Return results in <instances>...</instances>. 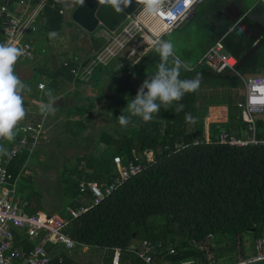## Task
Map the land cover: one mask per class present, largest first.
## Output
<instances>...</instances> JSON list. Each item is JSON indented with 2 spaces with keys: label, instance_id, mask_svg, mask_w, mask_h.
I'll list each match as a JSON object with an SVG mask.
<instances>
[{
  "label": "trees",
  "instance_id": "trees-1",
  "mask_svg": "<svg viewBox=\"0 0 264 264\" xmlns=\"http://www.w3.org/2000/svg\"><path fill=\"white\" fill-rule=\"evenodd\" d=\"M67 1L48 0L43 9L38 26L46 39L48 34L59 33L65 26H70L60 13ZM2 28L0 19V43L4 40ZM95 33H88L92 52L105 41L102 36L95 37ZM231 39L226 36L222 42L239 62L246 55L238 54L234 49L242 42L241 36L235 33ZM251 45L250 42L246 52L250 51ZM72 48V57L67 52L62 53L65 59L48 79L47 85L52 91L60 80L79 84L70 73L80 64L75 56L76 48ZM262 49L264 45L243 63L237 71L239 76L254 75L247 68L255 63L262 64ZM159 61L160 56L153 48L133 69L114 66V73L119 77L130 71L121 81L105 68L98 67L88 87L97 101L105 100L102 108L112 116L104 121L95 139H84V142H92L94 151L66 166L62 177L68 206L85 209L77 218H69L66 234L83 245L81 251H93L96 261L104 252L112 256L119 250L120 259L122 254H129L133 264H144L134 253L142 240H170L174 244L176 254L167 255L163 259L165 264H179L194 257L205 260L215 256L218 259L221 254L214 250L213 243L219 238L229 237L241 244L249 236L255 241L264 228V145L230 146L218 139L220 133L239 139L247 135L248 125L242 120L234 99L227 101L223 97L224 89L242 87L237 75L216 73L206 66L190 64L192 70H182L181 78L191 79L201 74V85L196 92L186 93L181 101L170 106L162 105L160 113L154 114L151 121L133 118L136 126L124 128L119 125L116 118L127 105L125 97L136 96L143 81L156 71ZM131 81L134 87L128 85ZM177 103L184 104L183 112H175ZM222 104L228 106V119L225 123H211L206 141L204 121L208 109ZM77 106L72 109V119L66 123L68 128L73 127L70 133L75 137L82 136L91 126V117H83L80 111L86 113L87 109L93 108ZM186 112L196 118L195 123L185 121ZM254 136L257 140L264 139V118L255 119ZM100 144L105 147L98 156L95 151ZM145 150L152 151L151 161L143 156ZM116 156L121 158L123 165L138 157L136 163L140 170L94 205L91 195L78 187L79 182L110 183L116 175L113 164ZM23 163L21 157L12 159L8 167L9 182L16 180L17 169ZM28 206L26 211L37 212ZM202 245L205 249L198 250ZM48 252L53 264H77L79 260V249L65 251L60 245H49Z\"/></svg>",
  "mask_w": 264,
  "mask_h": 264
},
{
  "label": "built area",
  "instance_id": "built-area-1",
  "mask_svg": "<svg viewBox=\"0 0 264 264\" xmlns=\"http://www.w3.org/2000/svg\"><path fill=\"white\" fill-rule=\"evenodd\" d=\"M14 1L20 8L19 12L10 11L8 4L11 3L8 0L0 3L3 43L24 48V55L20 58L31 59L34 48L32 41L27 39L37 31V20L48 0ZM202 1L162 0L160 11L153 15L145 11L146 0H144L138 10L128 16L117 30L108 32L104 29L103 45L93 52L86 63L70 70L74 80L88 82L98 67L109 69L111 65L118 64L122 68L133 69L150 50L155 48L152 44L153 40L162 39L164 35L177 29L192 16L194 8ZM256 1L264 5V0ZM237 64V58L225 51L221 40L210 45L197 63V66H206L216 73L231 72L237 75L245 88V99L237 103V108L241 111L242 120L248 125L246 137L239 139L220 133L218 139L221 143L230 146L264 145V139L257 140L254 136L255 117L253 116L264 113V73L241 77L236 70ZM38 89L43 90L44 85L39 84ZM210 119L211 123H225L228 117L220 110ZM42 134L43 123L27 128L11 145L9 155L0 156V264H53L48 252L49 245H60L66 251L83 249L82 244L66 234L69 218H77L81 215L85 211L83 207L78 209L67 207L66 218L45 212H28L25 210L26 204H22L17 197L16 183L8 180V166L12 159L31 152L39 143ZM205 140L208 141V138ZM143 156L147 161L153 159L151 150L143 151ZM137 161L138 157L133 162L123 165L121 158L116 156L113 158L116 175L110 183L80 181L78 187L82 192L87 191L91 195L92 203L96 205L105 194L112 192L139 172L140 165L136 163ZM204 249L205 245L198 247L200 251ZM134 253L144 264H165L163 259L167 255H175L176 250L170 240L165 242L142 240ZM262 258H264V228L255 240L252 251L243 256L238 263ZM119 259L120 251L115 250L112 264H119ZM188 260L195 261V264H218L215 256L205 260L187 258L179 264H184Z\"/></svg>",
  "mask_w": 264,
  "mask_h": 264
},
{
  "label": "crops",
  "instance_id": "crops-1",
  "mask_svg": "<svg viewBox=\"0 0 264 264\" xmlns=\"http://www.w3.org/2000/svg\"><path fill=\"white\" fill-rule=\"evenodd\" d=\"M3 1L5 0H0V3ZM8 2L11 3L8 4L10 11L12 12L20 11V10H11L13 9V2H15L14 0H8ZM239 12H241L240 15ZM197 16L200 17L202 23L200 27L201 34L198 40L194 44L187 45L188 44L186 42L188 40L187 35H181L178 37L177 41L173 43L174 45L179 44L178 46L181 47L180 50L181 54H178L175 51L176 55L179 56L180 59L187 61L189 64H194V66H197L199 59L203 56V54L210 47V45H212L214 42L218 40L222 41V38L226 36L231 41L232 40L231 36L235 33H238L239 36H241L242 42L239 45H237L236 47L237 49L234 47L233 48L237 51L238 54H244V53L247 54L248 52L246 51H248L249 49L248 47L250 42L252 43L251 45L252 47L255 43L251 40V37L250 35H248V33H244L246 29L241 28L239 30L236 28V25H239L238 22L241 23L242 21H245L246 23H251L253 25H260L264 27V5L258 3L256 0H254L253 2L252 0H203L200 4H198L194 8L192 16L187 20L189 21L191 19H195ZM40 18L41 15L37 20V31L29 35L27 39L32 41L33 47L37 42L48 44V41L45 38V36L39 32L38 22ZM236 18L239 19L237 23L234 24L233 21ZM182 25H184V23H182L177 29H175L171 33L164 35L162 39L165 40L166 36L177 31ZM182 43L184 45H182ZM261 47L257 51H259ZM225 51L232 54L226 48ZM262 52H264V49H262ZM232 55L235 56L234 54ZM252 56H250L247 60L251 59ZM261 58L263 59L262 64L255 63V65L248 67L247 70L249 72L254 73V75L263 74L264 54L261 56ZM35 62H36V53L33 51V57L31 59L19 58L15 65V72L19 75L21 80L24 81L28 85V87L31 88L30 92L26 89L23 93L25 100L24 106L27 110V114L26 117L18 123L16 129L14 130L15 135L12 140L0 139V146H3L7 150V152H9L11 145L18 137H20L27 130V128L33 127L38 123H43V134L39 139V143L32 148L31 152L18 156L24 159V163L22 164V166H20L19 169H17L18 173L15 177L16 180H14V182L16 183V194L20 202H21V198L19 192L21 190H19L18 177L20 174L26 171L25 169H26L27 161L32 156L33 152L36 150L38 146L47 149L49 152L54 150L53 148L55 146L59 148L63 147L64 150L61 151V154H63L62 157L63 167L61 169V184L63 186L62 188L63 194L66 195V193L64 192V182L62 177V173L65 167L74 164V161H76L77 158H81L82 155H86L94 151L92 150V145H93L92 142L90 140L84 142V139L86 137L95 139L97 137V133L100 131L101 127L103 126L102 125L99 129L95 130L97 121L100 120L103 122L106 121L107 118L109 117L108 112L103 110L104 108L103 105L106 103L105 100H103L102 102L97 101V99H95L96 98L95 94L90 91V88H88L90 83L92 82L91 79L89 80V82L86 83L78 82L79 84L75 82L68 83L63 80H60L58 82V85H56L53 91V95L55 97V104H54V107L56 109L55 112L42 113L40 111V104L42 101L44 103L48 102V97L46 96V92L49 90L47 82L50 75H53L52 71H55L56 66L55 68H52L50 70L48 67L44 68L43 66H41L40 64H36ZM34 64L37 66H34ZM80 65L81 64H79V66ZM117 66L122 69V67H120L118 64L115 65V67ZM106 70L111 72L116 76V78H118V75L114 73V65H111V67ZM128 72L130 71H126L125 74L121 76L122 78L121 79L118 78V80L121 81L122 79H124V77L128 75ZM41 83L44 85L43 90L38 89V85ZM130 83L131 82H129V84ZM50 89L52 90V88ZM216 91L217 90H215L214 93ZM198 94H200V97L202 98L201 96L202 94L200 92ZM223 97L227 101H230L233 98L236 104L238 102H243L245 99V88L243 83L241 88H236L233 90L224 89ZM77 105H79L80 108L83 106L85 107L93 106V108L87 109L86 113L80 111V115L83 114V117H91V126H90V130L85 131L82 136H79L77 134L78 136L75 137L70 133V130L71 129L73 130V127L71 126L70 128H68L66 126V123L71 117H73L71 116L72 109L74 110L75 107H78ZM220 110L225 115H227V117L229 116V109L226 104L209 107L208 114L204 121L206 135H209V125H210L209 117H214L215 115L218 114V111L220 112ZM253 116L264 117V113H262L261 115L255 114ZM91 133H93L92 136ZM58 136L59 138L57 139ZM104 147L105 146L103 144H100L96 148L95 154L99 156L103 152ZM0 156H7V155H0ZM71 159H73L72 162L70 161ZM97 159L100 158L97 157ZM41 160H43V157H41ZM66 161H68L67 164L65 163ZM26 194H28L24 199L26 206L29 205L28 207L34 208L38 212H45L47 214L56 215L63 218L67 217L66 208L69 207L68 206L69 201L67 202V204H65V206H62L60 208L54 210L48 209L47 211H43L42 209L43 206L40 202V196L34 192H28ZM81 250L83 249H79L80 253L77 254V258L79 259L77 264H112L113 255L111 256V254L109 255L108 253L104 252L102 253L103 254L102 257L99 258L98 261H96V259H94L93 256V251H89V250L81 251ZM119 264H133L131 256H129V254H122Z\"/></svg>",
  "mask_w": 264,
  "mask_h": 264
},
{
  "label": "clouds",
  "instance_id": "clouds-1",
  "mask_svg": "<svg viewBox=\"0 0 264 264\" xmlns=\"http://www.w3.org/2000/svg\"><path fill=\"white\" fill-rule=\"evenodd\" d=\"M106 2L116 11H122V5L130 4L131 0H106ZM161 5L162 0H146L145 11L156 15ZM152 44L160 56V61L156 64V71L143 81L136 96L132 99L125 97L127 105L116 118L121 127L136 126L133 118H139L144 122L151 121L154 114L160 113L162 105L170 106L173 102H179L186 93L196 92L200 88L201 74L191 79L181 78L182 70L192 69L187 61L176 55L171 40L155 39ZM24 51V48L15 44L0 43V139L12 140L18 123L27 114L23 93L26 89L30 92L31 88L15 72V65L24 55ZM46 96L48 102H41L40 111L54 113L56 109L53 91L49 89ZM184 108V104L177 103L175 112H183ZM108 113L112 116L111 112ZM184 118L186 122H196V118L191 113L186 112ZM0 155H9L3 146H0ZM184 264H195V261L188 260Z\"/></svg>",
  "mask_w": 264,
  "mask_h": 264
},
{
  "label": "rangeland",
  "instance_id": "rangeland-1",
  "mask_svg": "<svg viewBox=\"0 0 264 264\" xmlns=\"http://www.w3.org/2000/svg\"><path fill=\"white\" fill-rule=\"evenodd\" d=\"M77 1L78 0H68L62 13L65 22L69 23L70 26H65L59 33L53 32L55 35H52L53 33L48 34V44L37 42L34 45L33 48L34 52L36 53V64H40L44 68L48 67L51 70L59 63L63 62L65 57L62 55V53L67 52L68 56L72 57L74 52L72 47L76 48L75 56L80 64L86 63L93 54V52L90 50V35L74 24L71 20V14L76 8L75 3ZM253 1L254 0H252V2ZM11 10H20V8L15 2H13V9ZM201 24L202 23L199 16H197L195 19H191L189 21L187 20L177 31L166 36L165 40H171L174 43L177 41L179 36L187 35V45L194 44L200 37ZM103 35L104 29L98 27L95 37ZM178 45L179 44L174 45V50L178 54H181V47ZM182 45L184 44L182 43ZM34 66L37 65L34 64ZM93 77L91 78V81ZM118 78L121 79L122 77L118 76ZM90 84H92V82ZM128 85L130 87H134V82L131 81V83ZM256 118L263 119L264 117H255V119ZM210 121L211 119L209 117V122ZM103 124L104 121L102 122L98 120L95 130L99 129ZM92 135L93 133H91V136ZM58 138L59 136L57 139ZM206 138L209 139V135H206ZM53 149L54 150L49 152L47 149L38 146L33 152L32 156L28 159L25 169L26 171H24L18 177L19 190H21L19 195L22 204H26L24 199L28 195L26 194L28 192H34L40 196V202L43 206V211L60 208L65 206V204H67L69 201L68 197L63 194V186L61 184V169L63 167V154H61V151L64 149L63 147L59 148L56 146ZM41 157H43V160H41ZM70 161L72 162L73 159ZM65 163L67 164L68 161ZM254 243L255 241L249 236H246L242 240L241 244L239 241L233 240L229 237L219 238L215 243H213V248L221 255L218 256V259H215L217 260L218 264H232L233 262L230 261L233 260L238 263V261L241 260L243 256L249 254L252 251Z\"/></svg>",
  "mask_w": 264,
  "mask_h": 264
},
{
  "label": "water",
  "instance_id": "water-1",
  "mask_svg": "<svg viewBox=\"0 0 264 264\" xmlns=\"http://www.w3.org/2000/svg\"><path fill=\"white\" fill-rule=\"evenodd\" d=\"M143 1L144 0H131L130 4L122 5V11H116L111 4L106 2V0H81L72 12L71 20L89 34L94 33L98 27H101L108 32H114L126 21L128 16L138 10ZM240 14L241 12H239V15ZM238 19L239 18H236L233 21L234 24L237 23ZM6 22H8V19ZM238 24L239 25H236V28L239 30L241 28L246 29L244 33H248L255 44L238 62L236 70H238L243 63L264 44V37H260L261 34H264V27L246 23L245 21H242L241 23L238 22ZM1 34H3V31H1ZM229 74L233 73L230 72ZM237 264H264V258Z\"/></svg>",
  "mask_w": 264,
  "mask_h": 264
},
{
  "label": "flooded vegetation",
  "instance_id": "flooded-vegetation-1",
  "mask_svg": "<svg viewBox=\"0 0 264 264\" xmlns=\"http://www.w3.org/2000/svg\"><path fill=\"white\" fill-rule=\"evenodd\" d=\"M261 38H263L264 37V34H261V36H260Z\"/></svg>",
  "mask_w": 264,
  "mask_h": 264
}]
</instances>
